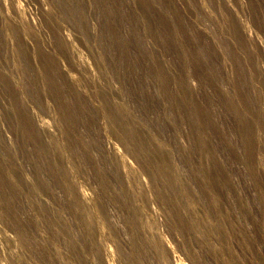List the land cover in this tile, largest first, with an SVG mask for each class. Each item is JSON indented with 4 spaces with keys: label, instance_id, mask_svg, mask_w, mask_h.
Instances as JSON below:
<instances>
[{
    "label": "rangeland",
    "instance_id": "1",
    "mask_svg": "<svg viewBox=\"0 0 264 264\" xmlns=\"http://www.w3.org/2000/svg\"><path fill=\"white\" fill-rule=\"evenodd\" d=\"M0 264H264V0H0Z\"/></svg>",
    "mask_w": 264,
    "mask_h": 264
},
{
    "label": "trees",
    "instance_id": "2",
    "mask_svg": "<svg viewBox=\"0 0 264 264\" xmlns=\"http://www.w3.org/2000/svg\"><path fill=\"white\" fill-rule=\"evenodd\" d=\"M24 125L30 132L31 131L30 129H31V126H32V122L26 121Z\"/></svg>",
    "mask_w": 264,
    "mask_h": 264
},
{
    "label": "bare ground",
    "instance_id": "3",
    "mask_svg": "<svg viewBox=\"0 0 264 264\" xmlns=\"http://www.w3.org/2000/svg\"><path fill=\"white\" fill-rule=\"evenodd\" d=\"M183 115V114H182ZM206 139V138H205ZM219 150V149H218ZM200 152V151H199ZM194 157V156H193ZM194 161V160H193ZM200 162H201V160H200ZM216 207V206H215ZM168 211V210H167ZM131 221V220H130ZM228 227V226H227ZM224 228V227H223Z\"/></svg>",
    "mask_w": 264,
    "mask_h": 264
}]
</instances>
